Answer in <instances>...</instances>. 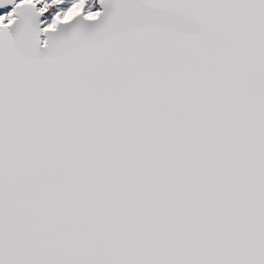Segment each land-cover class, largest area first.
Here are the masks:
<instances>
[{"label": "snow or ice", "instance_id": "obj_1", "mask_svg": "<svg viewBox=\"0 0 264 264\" xmlns=\"http://www.w3.org/2000/svg\"><path fill=\"white\" fill-rule=\"evenodd\" d=\"M0 264H264V0H0Z\"/></svg>", "mask_w": 264, "mask_h": 264}]
</instances>
